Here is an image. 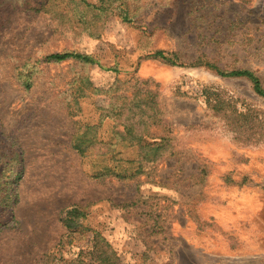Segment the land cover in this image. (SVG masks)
<instances>
[{"label":"rangeland","instance_id":"374dc122","mask_svg":"<svg viewBox=\"0 0 264 264\" xmlns=\"http://www.w3.org/2000/svg\"><path fill=\"white\" fill-rule=\"evenodd\" d=\"M204 64L264 88V0H0V264H264V100Z\"/></svg>","mask_w":264,"mask_h":264},{"label":"trees","instance_id":"16d2710c","mask_svg":"<svg viewBox=\"0 0 264 264\" xmlns=\"http://www.w3.org/2000/svg\"><path fill=\"white\" fill-rule=\"evenodd\" d=\"M153 58L159 59L163 61L164 63L175 66L177 62H175L174 58L172 56H168L164 52H155L152 54ZM75 60L84 64H94V60L91 57L80 55V54H74V53H62V54H51L45 57V62L47 63H61L67 60ZM204 67L207 68L208 70L214 72L216 75L222 78H228V79H245L246 81L249 82L251 89L253 93L264 100V88L261 84V81L259 78L251 71L249 70H231V71H222L218 69L217 67L211 65V64H204ZM212 93H206V103L207 106L213 110L216 114L222 115L223 109L226 106V104L218 98V96H213ZM127 135L130 137V141H138V136H136L135 130L132 126L127 127ZM74 148L80 153H82V150L84 147L87 145H91V139L87 137V134H83L75 139V144ZM157 151V150H155ZM153 155H155L154 152H150ZM149 153L145 154L148 155ZM115 170L110 169V168H105L104 170V176H118L120 174H114ZM22 171L17 173L16 181L20 180L22 178L21 175ZM119 177V176H118ZM15 189H10V194L8 193L7 196V201H8V207H12L13 204L17 202V194L15 193ZM100 262L99 264H110L109 257L106 256L103 252L99 256Z\"/></svg>","mask_w":264,"mask_h":264}]
</instances>
